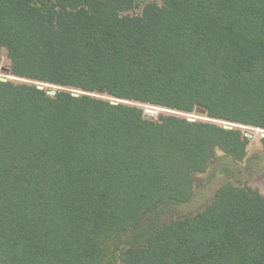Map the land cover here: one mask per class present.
<instances>
[{
  "label": "trees",
  "instance_id": "16d2710c",
  "mask_svg": "<svg viewBox=\"0 0 264 264\" xmlns=\"http://www.w3.org/2000/svg\"><path fill=\"white\" fill-rule=\"evenodd\" d=\"M133 4L0 0V264H264L257 188L158 213L264 129V0Z\"/></svg>",
  "mask_w": 264,
  "mask_h": 264
},
{
  "label": "rangeland",
  "instance_id": "374dc122",
  "mask_svg": "<svg viewBox=\"0 0 264 264\" xmlns=\"http://www.w3.org/2000/svg\"><path fill=\"white\" fill-rule=\"evenodd\" d=\"M150 1L159 2V0H134L133 6L123 11L122 14H140L143 5ZM8 67L9 60L5 50H3L0 54V78L3 80L24 81L23 79L8 74ZM39 85L48 89L58 88L57 86L45 83H39ZM139 106L143 107L145 114L154 117L159 113H173L185 115L188 119L210 120L200 113L184 114L157 106L144 104H139ZM214 121L227 127L230 125L236 126L232 123ZM242 129L253 135L250 138L248 137L245 157L242 160L234 161L223 152L217 151L215 157L208 163L204 172L193 174L192 196L188 201L182 203H165L158 208L160 221L182 218L201 211L204 206L212 201L216 189L224 182H232L237 186L257 188L264 195V151L261 145V137L264 129L253 127H242ZM116 264H121V262L117 260Z\"/></svg>",
  "mask_w": 264,
  "mask_h": 264
},
{
  "label": "water",
  "instance_id": "95a60500",
  "mask_svg": "<svg viewBox=\"0 0 264 264\" xmlns=\"http://www.w3.org/2000/svg\"><path fill=\"white\" fill-rule=\"evenodd\" d=\"M39 87L40 88H42L43 86L42 85H39ZM58 88H60V87H58ZM47 92L48 93H50V94H53L55 91L53 90V89H49V90H47ZM189 120H194V119H189ZM237 127H242V126H240V125H236ZM230 127V126H229ZM244 135L246 136V137H252L253 135L251 134V133H249V132H244ZM262 137H264V133L262 134Z\"/></svg>",
  "mask_w": 264,
  "mask_h": 264
}]
</instances>
